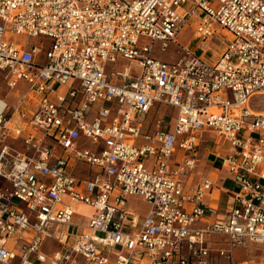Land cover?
<instances>
[{
	"label": "built area",
	"instance_id": "2783aa9c",
	"mask_svg": "<svg viewBox=\"0 0 264 264\" xmlns=\"http://www.w3.org/2000/svg\"><path fill=\"white\" fill-rule=\"evenodd\" d=\"M0 84V264H264V0H0Z\"/></svg>",
	"mask_w": 264,
	"mask_h": 264
},
{
	"label": "rangeland",
	"instance_id": "374dc122",
	"mask_svg": "<svg viewBox=\"0 0 264 264\" xmlns=\"http://www.w3.org/2000/svg\"><path fill=\"white\" fill-rule=\"evenodd\" d=\"M18 39L20 41L26 40V38H24V37H21V38H18ZM177 40L179 42H181L184 46L185 45L187 46L188 43L191 41V31L190 30H186L185 33H183V35L178 36ZM28 41L29 42H35L36 39L31 38ZM220 41H221L220 38H217L214 41H212V43L210 44L212 46V49H216L217 46H220ZM173 49H174L173 52H172V49L169 48L165 53H159L158 57L163 59V60H166V61L173 60L178 55L177 52L175 51V49H176L175 46L173 47ZM190 49L195 50V46H191ZM211 54H213V53H211ZM21 87L22 86L19 85L18 89H20ZM21 91H22L21 89L19 90V92H14V90H13L12 91L13 94L10 93L6 97V102L9 104L10 108H13V107L16 106V104H17V95ZM5 93H6L5 86L3 84H0V96H4ZM258 109L261 110V111H264V101H262V103L259 104V108ZM7 114L9 115V113H7ZM206 138L208 140H210L208 138V136H206ZM211 144H212V142H209L207 145H211ZM16 145L19 146L18 143ZM208 148H209V146H208ZM202 152H204L203 146H201V148H200V153H202ZM202 154L200 155V158H202ZM208 162L211 163L210 160H208ZM78 169L83 170L84 166L83 165H79ZM227 185L230 186L231 184L227 183ZM128 203H129V206L132 209L138 211L140 214H144V212H146V210L148 208V205L144 201H142V200H140L138 198H133L132 197V198L129 199ZM88 211H89V208H87V207L80 206L78 208V212L82 213V214H85ZM45 247L46 248L53 247V242L52 241H47L45 243ZM258 249H257L256 246H253V245H249L245 249L242 248V247H237V248H235V250L233 252V256L237 260L246 259L248 261L247 264H258V262L260 260V257H261V254L263 253L262 249H260V248H258Z\"/></svg>",
	"mask_w": 264,
	"mask_h": 264
},
{
	"label": "crops",
	"instance_id": "0c3cea01",
	"mask_svg": "<svg viewBox=\"0 0 264 264\" xmlns=\"http://www.w3.org/2000/svg\"><path fill=\"white\" fill-rule=\"evenodd\" d=\"M208 146L210 149L208 148ZM226 149V144L218 147L216 145H213L212 143L211 145H206L205 147H203L204 152H202L203 154L200 153V155L202 154V158L200 159V163L198 165L199 171L202 173V175H208L213 179L217 178L220 175L218 171L220 164V156L223 155ZM208 160H210L211 163H209ZM223 183L225 187H233L232 183L229 180H224ZM227 183L231 185L229 186L227 185ZM225 198L226 194H224L221 189L214 187L210 195L205 198V202L210 205L223 208L225 205ZM80 206L87 207L85 205H79L75 214L72 217V222L80 226L74 229L75 233L84 231L83 226L85 225L87 216L89 214V211L85 214L79 213L78 208Z\"/></svg>",
	"mask_w": 264,
	"mask_h": 264
},
{
	"label": "bare ground",
	"instance_id": "6f19581e",
	"mask_svg": "<svg viewBox=\"0 0 264 264\" xmlns=\"http://www.w3.org/2000/svg\"><path fill=\"white\" fill-rule=\"evenodd\" d=\"M79 205H82V204H79ZM79 205H78V206H79ZM78 206H77V207H78ZM244 264H247V261H245Z\"/></svg>",
	"mask_w": 264,
	"mask_h": 264
}]
</instances>
